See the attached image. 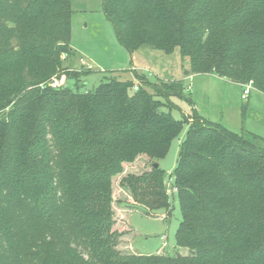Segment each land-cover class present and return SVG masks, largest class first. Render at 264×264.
I'll return each mask as SVG.
<instances>
[{"label":"trees","instance_id":"16d2710c","mask_svg":"<svg viewBox=\"0 0 264 264\" xmlns=\"http://www.w3.org/2000/svg\"><path fill=\"white\" fill-rule=\"evenodd\" d=\"M70 6L0 0V264H264V138L195 109L191 123L173 118L163 109L172 97L192 104L180 80L135 74L132 93V80L115 77L85 91L51 86L74 54ZM102 9L128 52L178 49L186 73L264 94V0H102ZM186 123L172 173L175 243L190 254L121 253L112 179L146 156L151 168L120 184L135 204L169 210L158 160Z\"/></svg>","mask_w":264,"mask_h":264},{"label":"rangeland","instance_id":"374dc122","mask_svg":"<svg viewBox=\"0 0 264 264\" xmlns=\"http://www.w3.org/2000/svg\"><path fill=\"white\" fill-rule=\"evenodd\" d=\"M70 5V47L74 54L63 60L62 65L67 68V72L59 77L53 76L51 86L73 89L77 84L84 83L80 89L85 91L94 89L109 77H115L132 80L134 87L129 89V93H132L139 84L135 74L142 75L151 82L157 79L180 80L192 104L190 100L172 97V106L165 103L163 109H170L173 118L186 119L191 123L195 109L207 121L233 132L239 133L245 129L264 138L262 92L250 85L249 95L241 98L242 90L247 84L240 87L217 75L186 73L189 70L188 58H181L178 49L166 54L161 50L142 47L130 53L118 42L102 9V0H70ZM242 104L246 106L244 119L240 108ZM187 127L186 123L179 136L171 142L166 155L158 160L160 168L166 171L165 184L171 203L169 210L149 211L135 204L129 191L120 184V179L125 174H138L151 168L153 161L146 156L140 155L133 162L123 164L122 173L113 177L114 228L122 231L117 246L121 253L190 254L189 249L178 247L175 243L181 213L172 173L179 143Z\"/></svg>","mask_w":264,"mask_h":264},{"label":"built area","instance_id":"2783aa9c","mask_svg":"<svg viewBox=\"0 0 264 264\" xmlns=\"http://www.w3.org/2000/svg\"><path fill=\"white\" fill-rule=\"evenodd\" d=\"M249 87H250V83H248L246 85V88H244L243 93H242V98H246V96H247V94L249 92Z\"/></svg>","mask_w":264,"mask_h":264},{"label":"crops","instance_id":"0c3cea01","mask_svg":"<svg viewBox=\"0 0 264 264\" xmlns=\"http://www.w3.org/2000/svg\"><path fill=\"white\" fill-rule=\"evenodd\" d=\"M214 75V74H213ZM237 85H239L240 87H243V85H240V84H238V83H236ZM243 91V90H242ZM248 95H249V93H248ZM241 98H242V94H241ZM248 98V97H247ZM245 100V99H244Z\"/></svg>","mask_w":264,"mask_h":264},{"label":"water","instance_id":"95a60500","mask_svg":"<svg viewBox=\"0 0 264 264\" xmlns=\"http://www.w3.org/2000/svg\"><path fill=\"white\" fill-rule=\"evenodd\" d=\"M157 166V164H155V167Z\"/></svg>","mask_w":264,"mask_h":264}]
</instances>
